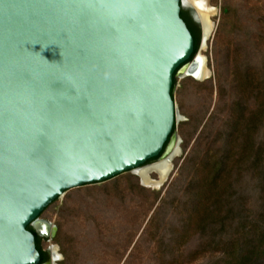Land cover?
Returning <instances> with one entry per match:
<instances>
[{"label": "water", "instance_id": "1", "mask_svg": "<svg viewBox=\"0 0 264 264\" xmlns=\"http://www.w3.org/2000/svg\"><path fill=\"white\" fill-rule=\"evenodd\" d=\"M181 9L203 43L183 0H0V264L39 263L66 191L180 149L172 79L199 65Z\"/></svg>", "mask_w": 264, "mask_h": 264}, {"label": "rangeland", "instance_id": "2", "mask_svg": "<svg viewBox=\"0 0 264 264\" xmlns=\"http://www.w3.org/2000/svg\"><path fill=\"white\" fill-rule=\"evenodd\" d=\"M208 3L216 8L214 29L203 49L199 34L197 54L206 57L211 73L201 81L176 75L181 154L172 160L168 180L155 190L127 171L66 191L40 215L57 226L52 239L41 240L43 250L57 246L56 264H207L213 257L193 254L200 240L187 212L195 205L199 164L222 143L221 130L229 129L226 121L236 110L231 102L249 99L251 110L264 102V0ZM223 7L229 13L219 29ZM257 89L260 95L252 97ZM247 174V207L254 211L258 193L250 188L257 175Z\"/></svg>", "mask_w": 264, "mask_h": 264}, {"label": "trees", "instance_id": "3", "mask_svg": "<svg viewBox=\"0 0 264 264\" xmlns=\"http://www.w3.org/2000/svg\"><path fill=\"white\" fill-rule=\"evenodd\" d=\"M228 13L229 9L223 7L219 29ZM180 17L191 32L195 52L199 28L186 10H180ZM175 83L176 75L172 79V97ZM260 92L257 89L251 96L258 97ZM248 100L235 98L231 102L236 110L226 121L229 129L221 130L223 134L218 138L222 143L214 154L207 159L204 156L199 164L200 182L193 183L197 193L194 207L187 212L188 224L195 227L200 240L193 254L212 255L207 264H264V102L251 110ZM249 172L257 175V182L250 188L258 193L254 211L247 207L249 183L243 176ZM34 235L42 259L45 251Z\"/></svg>", "mask_w": 264, "mask_h": 264}, {"label": "bare ground", "instance_id": "4", "mask_svg": "<svg viewBox=\"0 0 264 264\" xmlns=\"http://www.w3.org/2000/svg\"><path fill=\"white\" fill-rule=\"evenodd\" d=\"M185 5L191 6L195 12V18L200 22L202 27L203 43H201V49L205 47L206 41L212 35L214 29V23L211 21V17L216 14V8L208 3V0H183ZM199 59L198 70L195 74L196 79L201 81L207 79L210 76V69L207 67L206 57L201 54H197ZM181 154V150L176 148L170 158L159 160L153 164L136 168L132 171L138 176L142 185L147 188L158 190L168 180L170 173L172 172V160ZM151 174H155L156 178H152ZM49 249L56 260L60 259V255L57 253V246L54 244L49 245Z\"/></svg>", "mask_w": 264, "mask_h": 264}, {"label": "flooded vegetation", "instance_id": "5", "mask_svg": "<svg viewBox=\"0 0 264 264\" xmlns=\"http://www.w3.org/2000/svg\"><path fill=\"white\" fill-rule=\"evenodd\" d=\"M188 13V16H189V12L187 11ZM190 17V16H189ZM191 19V18H190ZM39 237V236H38ZM40 240H43L45 238H41L39 237ZM45 251V254H44V257L40 260H39V263L38 264H56V258L53 257V254L51 252H49L47 249L44 250Z\"/></svg>", "mask_w": 264, "mask_h": 264}]
</instances>
